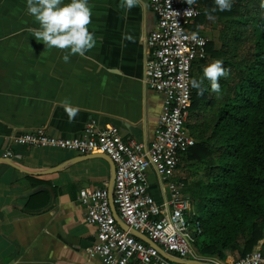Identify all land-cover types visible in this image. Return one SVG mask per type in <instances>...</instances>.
Wrapping results in <instances>:
<instances>
[{"label":"crops","instance_id":"obj_1","mask_svg":"<svg viewBox=\"0 0 264 264\" xmlns=\"http://www.w3.org/2000/svg\"><path fill=\"white\" fill-rule=\"evenodd\" d=\"M121 2L88 0V28L97 38L96 46L85 53L87 58L71 55L65 63L62 57L69 50L49 48L35 39L32 30L40 25L27 13L26 0H0V160L10 150L13 163L37 173L0 163V264H101L87 257L96 230L86 223L77 195L85 188L107 192L108 161L19 146L11 139L37 128L52 137L71 138L93 121L100 127H117L125 141L150 143L162 99L145 88L142 77L144 38L156 18L149 0L131 11L119 7ZM197 17L189 28L199 33L206 25L196 24ZM125 34L134 42L122 40ZM66 99L81 109L71 123L59 106ZM179 169L182 192H188ZM148 181L149 194L157 204L163 203L166 190L151 169ZM188 194L193 204L194 195ZM257 248H264V239ZM193 253L192 259L214 264L235 259L204 257L196 247Z\"/></svg>","mask_w":264,"mask_h":264},{"label":"built area","instance_id":"obj_2","mask_svg":"<svg viewBox=\"0 0 264 264\" xmlns=\"http://www.w3.org/2000/svg\"><path fill=\"white\" fill-rule=\"evenodd\" d=\"M149 7L156 25L144 38L142 81L146 89L162 99L149 144L125 141L117 127H100L93 121L71 138L52 137L37 128L12 137L11 142L37 149L108 156L115 168L113 204L120 220L166 253L187 260L194 257L195 241L202 229L191 199L182 192L183 183L177 173L183 155L196 143L186 127L192 96L190 81L194 64L207 55L209 39L198 33L201 45L176 36L177 30L187 36L197 33L189 28L199 15L196 4L189 5L187 0H149ZM11 154L7 150L3 158ZM150 169L166 190L161 204L148 192ZM77 202L85 211L86 223L96 230L95 243L86 253L88 258H98L101 264H180L165 259L156 248L122 230L112 215L106 190L82 189ZM176 213L184 223L180 231L173 233L168 225L179 223ZM231 264H264V248L254 249Z\"/></svg>","mask_w":264,"mask_h":264},{"label":"trees","instance_id":"obj_3","mask_svg":"<svg viewBox=\"0 0 264 264\" xmlns=\"http://www.w3.org/2000/svg\"><path fill=\"white\" fill-rule=\"evenodd\" d=\"M196 24L206 25L214 0H196ZM231 10L211 13L220 23L216 46L209 41L204 60L192 70L204 94L192 89L186 127L196 141L180 168H193L187 190L200 198L196 219L198 253L226 261L243 257L264 239V0H231ZM206 23V24H205ZM220 60L229 70L210 89L203 69ZM187 167L189 169H187Z\"/></svg>","mask_w":264,"mask_h":264},{"label":"clouds","instance_id":"obj_4","mask_svg":"<svg viewBox=\"0 0 264 264\" xmlns=\"http://www.w3.org/2000/svg\"><path fill=\"white\" fill-rule=\"evenodd\" d=\"M142 0H122L119 7L131 11L134 7L141 5ZM196 0H187V4L193 5ZM215 8L206 13L209 20H214L215 16L211 13L217 10L224 12L231 10V0H214ZM147 7V5H143ZM26 11L29 15L35 17L39 23V29H33V35L36 40L42 41L49 48L60 50H69L68 54L62 57L65 63L69 62L71 55H79L85 57V53L91 51L97 42L95 35L89 31L88 26L91 24L92 11L88 4V0H71L68 4H63V0H26ZM189 15L192 13L189 12ZM173 15H176L173 13ZM177 38L183 40H192L199 44H203L199 40L198 33H192L190 36L183 35L181 30L176 32ZM122 40L134 42V37L130 34L122 36ZM229 70L223 65V62L216 60L203 69V77L210 82L212 92L219 94L221 86L220 78L227 77ZM191 88L197 90V95L204 94L202 87L203 80L192 79L190 81ZM187 87V85H185ZM59 106L64 109L68 121L71 123L78 116L81 109L72 106L66 99L59 102ZM179 223L176 225L169 224L168 229L173 233L181 230L184 221L179 213H176Z\"/></svg>","mask_w":264,"mask_h":264},{"label":"water","instance_id":"obj_5","mask_svg":"<svg viewBox=\"0 0 264 264\" xmlns=\"http://www.w3.org/2000/svg\"><path fill=\"white\" fill-rule=\"evenodd\" d=\"M94 157H100V158H104L108 161L109 165H110V179H109V186L107 189V196H108V201H109V206L112 212V215L117 223V225L124 231H127L129 234L133 235L134 237L142 240L144 243H146L149 246H152L154 248L157 249V251L167 260L169 261H173L175 263H180V264H214L213 262H207V261H199L196 259H179L173 255H170L168 253H166L165 251H163L160 247H158L156 244H154L151 240H149L146 236L139 234L138 232L134 231L133 229L129 228L128 226H126L119 218V216L116 213L114 204H113V185H114V177H115V168H114V164L111 161V159L106 156V155H102V154H96L93 155ZM0 163H4L7 165H10L11 167H14L16 169H19L25 173H29V174H37L31 171H28L27 169H23L22 167L16 165L15 163H13V161H11L9 158H5L0 160Z\"/></svg>","mask_w":264,"mask_h":264},{"label":"rangeland","instance_id":"obj_6","mask_svg":"<svg viewBox=\"0 0 264 264\" xmlns=\"http://www.w3.org/2000/svg\"><path fill=\"white\" fill-rule=\"evenodd\" d=\"M211 24V25H210ZM209 28L206 27V29H204L202 32H199L200 34L206 36L210 41L215 43L216 46V40H217V31L218 28L220 26V23L217 20H213V21H209ZM187 169H189L187 167ZM193 171L192 169H189L188 175H187V171L186 168L184 169H179V176H183L186 178L187 183L193 182L194 181V176L191 174V172ZM184 195H189L187 191L183 190ZM193 197V196H192ZM193 211L195 212V218H198V213L199 211L202 209V201L200 198H197L196 196L193 197Z\"/></svg>","mask_w":264,"mask_h":264},{"label":"bare ground","instance_id":"obj_7","mask_svg":"<svg viewBox=\"0 0 264 264\" xmlns=\"http://www.w3.org/2000/svg\"><path fill=\"white\" fill-rule=\"evenodd\" d=\"M96 155V154H95Z\"/></svg>","mask_w":264,"mask_h":264}]
</instances>
